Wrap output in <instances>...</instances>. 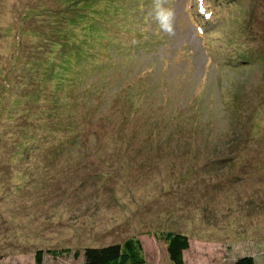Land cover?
<instances>
[{
	"label": "rangeland",
	"instance_id": "374dc122",
	"mask_svg": "<svg viewBox=\"0 0 264 264\" xmlns=\"http://www.w3.org/2000/svg\"><path fill=\"white\" fill-rule=\"evenodd\" d=\"M213 1L200 30L165 0L168 34L154 0H0V264L129 237L171 264L166 232L264 264V0Z\"/></svg>",
	"mask_w": 264,
	"mask_h": 264
},
{
	"label": "trees",
	"instance_id": "16d2710c",
	"mask_svg": "<svg viewBox=\"0 0 264 264\" xmlns=\"http://www.w3.org/2000/svg\"><path fill=\"white\" fill-rule=\"evenodd\" d=\"M104 12L100 11L99 15ZM68 137V139H67ZM77 137H80L77 134ZM121 137V136H120ZM70 135L65 137L69 141ZM122 138V137H121ZM79 140V139H78ZM77 139L73 141L76 146ZM65 143V142H64ZM67 143L63 144L64 148ZM123 144V143H122ZM99 157H102L98 153ZM161 239L167 245V253L171 264H186L184 253L190 248V238L187 235L177 232H166L161 235ZM64 252H71V249H66ZM53 254V251H48ZM83 255L85 264H145L146 258L142 242L136 237H129L123 242L111 243L104 246H88L82 250L75 251V258ZM44 251L39 250L36 254V264H43ZM233 264H256L252 256H243L238 258Z\"/></svg>",
	"mask_w": 264,
	"mask_h": 264
},
{
	"label": "clouds",
	"instance_id": "9594fccd",
	"mask_svg": "<svg viewBox=\"0 0 264 264\" xmlns=\"http://www.w3.org/2000/svg\"><path fill=\"white\" fill-rule=\"evenodd\" d=\"M165 0H154V19L158 23L160 29L165 33L172 34L173 28V12L164 7Z\"/></svg>",
	"mask_w": 264,
	"mask_h": 264
}]
</instances>
